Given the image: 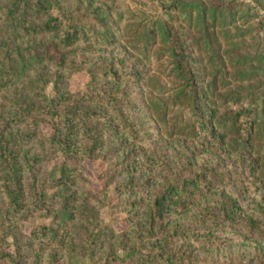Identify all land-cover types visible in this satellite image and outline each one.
Here are the masks:
<instances>
[{
  "label": "rangeland",
  "instance_id": "obj_1",
  "mask_svg": "<svg viewBox=\"0 0 264 264\" xmlns=\"http://www.w3.org/2000/svg\"><path fill=\"white\" fill-rule=\"evenodd\" d=\"M89 1L122 14L120 40L108 46L80 37L68 48L67 68L48 63L44 75L51 97L69 92L83 105L100 107L98 117L76 121L78 129H93L98 148L90 156L92 138L83 133L79 144L86 149L66 158L58 149L63 133L52 122L20 126L35 137L20 149V210H12L0 180V255H11L0 264H140L126 258L135 250L146 264H168L157 246L165 231L190 223L204 202L215 207L236 200L248 212L264 204V0L60 4L77 15ZM11 2L0 0V7ZM174 37L189 58L194 92L174 56ZM36 40L26 37L23 46ZM10 94L0 91V117L14 110ZM108 94L119 97L130 132L105 102ZM250 127L254 145L244 160ZM198 173L211 181V190L166 218L160 234L142 235L138 228L146 227V212L166 180ZM216 223L217 244L176 240L170 249L211 264H264V234H251L242 222ZM44 225L55 238L34 234Z\"/></svg>",
  "mask_w": 264,
  "mask_h": 264
},
{
  "label": "trees",
  "instance_id": "obj_2",
  "mask_svg": "<svg viewBox=\"0 0 264 264\" xmlns=\"http://www.w3.org/2000/svg\"><path fill=\"white\" fill-rule=\"evenodd\" d=\"M83 2L85 0H78V6L81 7ZM90 6L94 7L90 8ZM121 18L122 14L108 7L106 3L92 5L91 1L86 3L77 15H74L71 9L63 8L60 0H12L10 7H0V91L11 93L10 100L14 106L12 113L0 117L3 124V130H0V180L14 212L22 208L25 198L22 186V165L19 160L20 149L35 137L34 131L24 130L20 126L26 125V122L33 126L46 120L52 122L57 132L63 133L59 138L58 149L64 152L66 158H75L83 152V149H86L79 144L83 135H88V138L94 136L92 128L78 129L76 121L93 119L100 114V107L83 105L79 99H73L69 92L58 99L51 97L47 93V79L44 75L48 63H54L59 70H65L68 65V55L71 52L68 48L76 44L80 37L97 38L99 44L103 42L108 46L117 43L122 36L118 26ZM95 27H99L101 31H97ZM168 34L169 37L172 35L171 32ZM26 37L35 40L39 37V39L36 40L37 42L27 43L24 47L23 41ZM173 42L175 43L174 56L178 60L180 71L189 80L190 92H194L193 72L188 63L189 58L178 46L177 37H174ZM112 96L106 95L105 102L111 104L121 127L130 132L133 129L131 125L129 126L124 109L120 105V99ZM60 108H64L61 113ZM203 126L205 130H208L205 122ZM253 134H255L253 127H250L246 141L242 145L244 153L241 155L244 160L246 156L250 157L253 150ZM91 144L87 148L90 156L98 148L99 140L92 138ZM251 162L256 161L252 159ZM210 190L211 181L201 173L189 178L177 179L174 175L167 179L164 190L146 212V227H139V232L147 237L160 234L166 218L187 210L195 198L204 197ZM127 203L137 205L140 201L130 200ZM216 204L214 207L204 202L190 223L174 225L172 229L165 231L162 244L157 245L161 249L162 260L168 264L173 262L211 264L209 261L193 256L190 251L183 253L170 249V245L176 240L217 244L219 241H216L217 235L214 234L211 226L215 221L239 224L242 222L251 234L254 232L264 234V222L260 219V216L264 217V204L261 201L252 207L253 212H248V208L240 207L236 200H225ZM33 232L41 236H47L49 232L54 238L56 237L55 231L48 225L37 226ZM10 257L11 255L7 252H2L0 261H9ZM126 258L140 264L149 262L145 255L136 250Z\"/></svg>",
  "mask_w": 264,
  "mask_h": 264
}]
</instances>
